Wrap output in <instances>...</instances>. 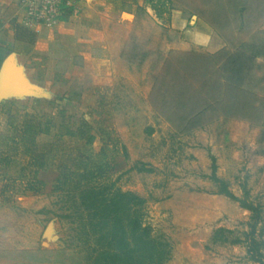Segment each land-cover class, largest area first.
Returning <instances> with one entry per match:
<instances>
[{
    "label": "rangeland",
    "instance_id": "obj_1",
    "mask_svg": "<svg viewBox=\"0 0 264 264\" xmlns=\"http://www.w3.org/2000/svg\"><path fill=\"white\" fill-rule=\"evenodd\" d=\"M168 6L163 24L142 12L122 28L121 57L133 66L117 62L115 76L63 52L59 24L7 48L21 83L0 102V264H86L73 191L85 172L144 199L142 224L169 247L164 264H258L250 238L264 255V0ZM190 26L209 44L171 48ZM31 116L49 127L26 144L20 129ZM81 122L90 142L77 135ZM34 158L41 184L28 190ZM212 158L231 192L260 210L254 228L250 211L215 193ZM220 227L232 231L226 240L213 236Z\"/></svg>",
    "mask_w": 264,
    "mask_h": 264
},
{
    "label": "trees",
    "instance_id": "obj_2",
    "mask_svg": "<svg viewBox=\"0 0 264 264\" xmlns=\"http://www.w3.org/2000/svg\"><path fill=\"white\" fill-rule=\"evenodd\" d=\"M147 4L160 17L168 13V0H145ZM27 116V115H26ZM40 121L35 116L25 118L20 129L21 141L33 144L34 136L40 131L47 132L48 124L40 128ZM90 126L81 122L77 127V135L90 142L92 137L87 133ZM27 141V142H25ZM29 141V142H28ZM29 150L28 146L26 148ZM34 158V169L27 180L25 189H34V184H41L35 177L37 169L43 165L42 161ZM5 163L9 157L3 158ZM211 180L217 185L215 193L223 194L232 200L238 201L240 206L252 213L254 223L260 218V210L249 204L245 199L236 197L228 188V182L216 175V166L212 158ZM73 186V191H78L79 219L78 233L82 235L81 245L87 253L86 264H164L169 257L168 244L151 235L150 228L141 222L140 208L144 199L132 191L111 189L104 184L91 182V176L85 172ZM246 193V192H245ZM72 217L73 214H66ZM231 230L217 228L213 236L215 240L224 239L223 233ZM232 242H240L235 238ZM260 243L254 238L249 239L247 253L249 258L258 264H264V255L260 251Z\"/></svg>",
    "mask_w": 264,
    "mask_h": 264
},
{
    "label": "crops",
    "instance_id": "obj_3",
    "mask_svg": "<svg viewBox=\"0 0 264 264\" xmlns=\"http://www.w3.org/2000/svg\"><path fill=\"white\" fill-rule=\"evenodd\" d=\"M17 2L18 0H0V67L3 60L10 56L6 54L9 45L23 44L22 42L34 33L20 22ZM80 7L78 18L72 22L63 19L55 29L56 32H52L60 39L63 52L84 57V61L94 62L95 66L104 70L110 77L115 76L114 67L117 62L122 63L126 69L133 66L121 57L126 47L125 38L119 34L123 31L122 28L130 27L142 12L154 24H163L168 19L165 13L158 17L145 0H82ZM170 22L171 25L180 26L182 21L172 17ZM77 28L75 34L74 30ZM180 29L176 32L177 40L171 48L206 46L212 39L208 32L194 26ZM68 37L72 38L70 44L66 43ZM10 64L12 66V59ZM11 92L8 89L1 90L0 102L9 98Z\"/></svg>",
    "mask_w": 264,
    "mask_h": 264
},
{
    "label": "built area",
    "instance_id": "obj_4",
    "mask_svg": "<svg viewBox=\"0 0 264 264\" xmlns=\"http://www.w3.org/2000/svg\"><path fill=\"white\" fill-rule=\"evenodd\" d=\"M21 22L27 28L39 31L41 27H55L63 19L76 16L80 0H21Z\"/></svg>",
    "mask_w": 264,
    "mask_h": 264
},
{
    "label": "water",
    "instance_id": "obj_5",
    "mask_svg": "<svg viewBox=\"0 0 264 264\" xmlns=\"http://www.w3.org/2000/svg\"><path fill=\"white\" fill-rule=\"evenodd\" d=\"M11 58L7 57L3 60L0 67V91L4 89L15 90L17 85L21 83V79L13 72L10 64Z\"/></svg>",
    "mask_w": 264,
    "mask_h": 264
}]
</instances>
